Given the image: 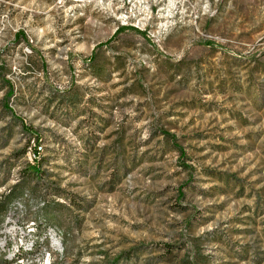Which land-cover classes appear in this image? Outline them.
<instances>
[{"label": "rangeland", "instance_id": "374dc122", "mask_svg": "<svg viewBox=\"0 0 264 264\" xmlns=\"http://www.w3.org/2000/svg\"><path fill=\"white\" fill-rule=\"evenodd\" d=\"M0 264H264V0H0Z\"/></svg>", "mask_w": 264, "mask_h": 264}, {"label": "built area", "instance_id": "2783aa9c", "mask_svg": "<svg viewBox=\"0 0 264 264\" xmlns=\"http://www.w3.org/2000/svg\"><path fill=\"white\" fill-rule=\"evenodd\" d=\"M36 148V146H34ZM36 151V150H35ZM37 155V152L36 154H34V156ZM29 200H30V197H29ZM39 204H45V201H37L35 204H34V207H37V205ZM25 215V210L23 208H20V205H19V199L16 200V205H14L11 209H10V212L8 214V224L10 225H15L17 221H19L20 219H22ZM54 231H57V234H59L58 230L55 228Z\"/></svg>", "mask_w": 264, "mask_h": 264}, {"label": "bare ground", "instance_id": "6f19581e", "mask_svg": "<svg viewBox=\"0 0 264 264\" xmlns=\"http://www.w3.org/2000/svg\"><path fill=\"white\" fill-rule=\"evenodd\" d=\"M37 156V155H36ZM36 156H34V158H36ZM37 162V161H36ZM26 199L28 198V196H24ZM28 200V199H27ZM26 201V200H25ZM46 204L47 203H45V204H39V205H37V207L35 208V210L36 211H38V210H40V211H42L45 207H46ZM14 205H16V202L12 205V207L14 206ZM19 205H20V208H23L24 209V206L22 205V203H21V201L19 200ZM48 229V235H50V241H51V246L53 247V249H55V248H57V246H59L58 245V243L56 242V235L57 234H55V231L53 230V229H51V228H47ZM58 249V248H57Z\"/></svg>", "mask_w": 264, "mask_h": 264}, {"label": "trees", "instance_id": "16d2710c", "mask_svg": "<svg viewBox=\"0 0 264 264\" xmlns=\"http://www.w3.org/2000/svg\"><path fill=\"white\" fill-rule=\"evenodd\" d=\"M120 30H121V29H119V30L117 31V33H116L117 35L120 33ZM18 38H25V35L20 33V34L18 35ZM35 156H36V155H35ZM29 173H30V174H36V175L39 174V170H38V168L36 167V165H35V166H32V167H29ZM180 197H181V195H180Z\"/></svg>", "mask_w": 264, "mask_h": 264}]
</instances>
